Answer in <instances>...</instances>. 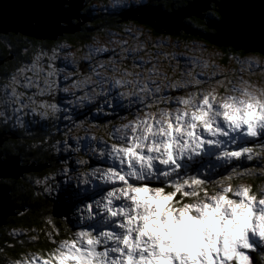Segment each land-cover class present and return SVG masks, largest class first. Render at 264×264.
<instances>
[{"label":"snow or ice","instance_id":"obj_1","mask_svg":"<svg viewBox=\"0 0 264 264\" xmlns=\"http://www.w3.org/2000/svg\"><path fill=\"white\" fill-rule=\"evenodd\" d=\"M118 4L124 15L139 13L157 31L179 19L146 7L144 0ZM236 7L237 13L222 12L214 24L216 39L242 44L258 31L264 43V0H241ZM29 8L28 23L38 29L64 31L60 21L76 14L72 0H32ZM126 33L132 44L94 42L80 57L59 43L40 45L30 60L16 57L14 69L0 79L4 130L27 132L31 125L55 123L61 116L73 120L76 108L94 107L97 114L105 108L129 110L118 125L109 123L110 143L86 130L73 137L78 145L88 141L87 159L80 157V147L70 148L67 133L61 140L48 132L40 145H31L56 155L75 152L81 169L76 183L91 184L94 195L71 204L75 228L61 233L53 225L45 232L47 249L23 252L11 264H264V184L239 183L264 180V87L243 78L217 79L214 71L207 76L181 72L179 78L161 73L154 57L163 54L148 51L140 29L134 37L132 30ZM163 46L151 43L152 48ZM196 48L206 51L202 45ZM23 55H29L27 48ZM172 59L179 67L176 54ZM192 63L194 68L210 66L198 56ZM253 63L247 61L249 69ZM87 123L81 120L76 127L84 130ZM92 157L104 166L92 167ZM60 163L37 180L44 193L59 191L57 174L70 179L68 159ZM13 235L30 236L21 246L38 240L35 234Z\"/></svg>","mask_w":264,"mask_h":264},{"label":"rangeland","instance_id":"obj_2","mask_svg":"<svg viewBox=\"0 0 264 264\" xmlns=\"http://www.w3.org/2000/svg\"><path fill=\"white\" fill-rule=\"evenodd\" d=\"M88 1V3H87ZM85 0V2H82V6L84 7L85 11L90 12L91 14H98L102 13L105 17H115L116 15H119L121 13H124L126 10L122 9L120 5L116 2V0ZM159 0H146L144 3L145 6H156L161 5L160 3H157ZM168 1V0H167ZM166 1V2H167ZM179 1V0H178ZM181 1V0H180ZM189 1V0H188ZM186 1L185 6L188 4ZM86 4V5H84ZM183 5H179V7H182ZM178 7V6H177ZM173 9L169 10V12H172ZM215 11V6H212L208 8L205 11H201V13L205 14L207 19H211L213 17L207 16L208 12ZM90 16V15H87ZM192 17H195L193 15L191 16H184L182 17L183 23H186V21ZM120 19L117 20L116 24L110 25V23L102 24L101 27H97V29L89 26L86 29L87 39L85 41H80L75 43H71L68 40V37L75 38V36L79 35L82 29V25L85 23L87 24L91 21L90 19L87 21H84V23L79 25V30H76L75 32H61V35H56V39H49V38H39L42 41H51V44H45L48 48H50L54 44H62L65 45L76 57H80L82 55H86L87 53V47L92 45L94 42H99L101 46H108V47H116L114 44H109V41H115V40H127L129 44H132L134 41L133 39L126 33V30L130 29L132 30L133 37L137 34L136 30L140 29L142 33H144L141 36V42H147V47L149 52H156L163 55H157L154 57V60L157 64V67L161 73H166L169 76L179 78V73L181 72H188L195 70L197 73L203 72L205 76H207L210 72L216 73L217 79H224V78H231L234 81L238 78H243L245 81H249L251 84L257 87H264V54L261 53H249L244 54L245 52L243 50H225L226 47H219L215 44L210 43L205 38L200 37L198 34H191L185 32L183 29L179 28L178 33H169V32H161L158 33L155 31L152 26L148 25L147 23H139L138 20L135 19H129V20H123L122 17H119ZM80 22H82V19H79ZM206 21V20H205ZM75 25V24H74ZM187 25V24H186ZM197 26V27H196ZM191 28L187 25V28L190 30L201 32L202 34H211L215 32L214 28H207L206 31L203 30L199 24ZM199 26V27H198ZM204 26V25H203ZM85 33V34H86ZM111 33H115V35H110ZM66 34V36H65ZM84 32L82 35H85ZM67 35H69L67 37ZM88 35H91V37H88ZM86 36V35H85ZM83 37V36H82ZM78 38V36H77ZM79 39V38H78ZM155 41L158 44L160 42H163V47H157L152 48L151 43ZM29 43L27 42V46ZM44 45V44H43ZM197 45H202L206 51H204L202 54L199 49L196 48ZM224 48V49H223ZM172 54H176L178 57V61L180 66L178 67L177 60L172 59ZM201 57V59L207 61L209 63V68H194L192 59L194 57ZM238 58L239 62L237 59ZM147 58V57H145ZM100 59H107L106 55H102ZM253 61V66L251 69H249L247 61ZM82 64L86 63V61H81ZM211 65H215V67H211ZM176 71H173V70ZM233 73L236 75L233 76ZM131 111L134 113L136 111L135 108L131 109ZM73 120H65L63 119V116L58 121H55V123L51 121H41L37 125L41 127V131L44 134V137L47 138L46 133L50 132L52 136L56 135L54 138H59L63 140L65 138V133L68 134V139L70 142V148L75 149L77 147H80V157L87 159L88 157L84 156V153L87 152V144L88 141L84 140L79 145L77 142L73 139V137L77 136H83L85 134V130L87 131L89 136H96L99 140L108 141V126L110 122H115L117 125L120 123V117L122 116H128L129 110L117 108L113 110L112 108H105L103 113L97 114L96 109L93 107L91 111H89L87 108L84 109H73ZM38 119V118H37ZM87 119L88 123L85 125L84 130L78 129L76 127L77 124L80 123L81 120ZM30 129V128H29ZM69 129L71 131L69 132ZM29 134L31 135L30 131ZM109 143L111 141H108ZM61 157L68 159L73 171L70 174V179L66 178L65 176L57 174V183L60 185L59 191H53L56 196H60L58 198H61L67 206H69V219L67 220L69 223H66V227H73L75 228V224L72 223V214L70 211V206L72 203H76L79 199H84L85 196H93L94 192L92 191L91 184L85 186L83 184L77 185L76 183V177L78 174V171H80V166L76 164L77 154L75 152L69 151L65 153L64 151H61ZM6 158V157H5ZM212 162H215V158H211ZM61 161V160H60ZM60 161L56 164V167L53 171H55L57 168L62 167ZM204 167L207 168L209 166V158L205 157L203 159ZM247 164L248 162L245 161ZM90 164L92 167H103L104 165L97 161L95 157H92L90 160ZM20 166V165H19ZM23 166V165H21ZM199 167V164L194 165V167ZM201 172L204 171V168L200 169ZM44 178H42L41 181H43ZM239 183H251L247 179L244 181H239ZM264 184V181L262 182ZM70 185V188H69ZM79 190L80 196H70L69 192L71 190ZM67 190V191H66ZM98 198V197H96ZM89 201L84 200V203L87 204ZM51 221V223L49 222ZM55 225L57 228L59 226L54 223L53 220H51L49 217L46 221V224L39 225L36 228H33L31 230H28L25 233L35 234L38 237V240L42 239L43 242V249L45 250L49 247V244L47 240H44L43 237L45 236V232L50 231ZM63 227V226H62ZM12 230V229H11ZM11 230L7 229L6 233L8 231L11 232ZM60 232L62 229H60ZM62 233V232H61ZM30 239V236L23 235V238L17 239L19 241L25 240L28 241ZM13 244L11 247L10 252H6L7 256H2V261L0 264H11V262L18 258V256L26 251L31 252H40L42 251L37 247L36 244H28L26 246H21L22 249L21 253H16L17 242L11 241ZM20 243V242H19Z\"/></svg>","mask_w":264,"mask_h":264},{"label":"trees","instance_id":"obj_3","mask_svg":"<svg viewBox=\"0 0 264 264\" xmlns=\"http://www.w3.org/2000/svg\"><path fill=\"white\" fill-rule=\"evenodd\" d=\"M87 1V0H86ZM92 2V0H89ZM159 0L162 7L166 10L172 9V4L174 7H179V5H184L188 0ZM88 2V1H87ZM81 13H85L87 18H90V22L82 25V29L79 33L78 38H70L67 35L68 40L71 43L78 42V40L85 41L87 39L86 29L91 26L95 29L101 27L102 24L110 23V25L116 24L117 20L120 19L119 15L115 17H105L102 13L91 14L85 11L83 8ZM207 16L217 18L219 15L215 11L207 13ZM186 24L191 28L199 24L204 31L207 30V25L205 19H200L198 17H192L186 21ZM204 25V26H203ZM198 26V27H199ZM197 27V26H196ZM192 29V28H191ZM86 35H82V33ZM66 36V34H65ZM83 36V37H82ZM91 37V35H88ZM27 42L29 45L27 46ZM51 44V41H42L41 39L23 34L21 32H6L0 33V79L3 78L5 73H10L14 69L16 64V57L22 59L30 60L32 50L40 45ZM46 46V45H45ZM29 50V55L24 57V49ZM224 49V48H223ZM225 50H234L232 47H226ZM11 53V55H10ZM4 129L0 128V131ZM5 131H11L14 136L5 140L0 145V152L10 157H17L20 161V165L38 167V169H33L29 171L22 172L18 178H1L0 184L6 186L10 191V198L15 205V210L13 214L6 217L5 222L0 224V263L2 261V256H7L6 252H10L11 247H9L11 241L17 242L16 253H21L20 241L17 239L23 238V235L14 236V232L25 233L28 230L36 228L39 225L46 224L48 217L56 223L62 233L65 231L66 221L69 219V206L61 199L60 196H56L54 192L50 195L43 192V184H37V180H42L46 175L53 172L56 164L61 160V153L58 155L51 152H45L43 150H37L31 147V145H40L41 139L45 138L41 127L39 125H31L30 129L26 132L23 129H8ZM29 131L31 135L29 134ZM54 135L53 137H55ZM248 180V179H247ZM255 185H261L264 180H248ZM63 226V227H62ZM7 229L11 230L6 233ZM46 240V237H43ZM34 244L37 245L39 249H43V242L37 240Z\"/></svg>","mask_w":264,"mask_h":264},{"label":"water","instance_id":"obj_4","mask_svg":"<svg viewBox=\"0 0 264 264\" xmlns=\"http://www.w3.org/2000/svg\"><path fill=\"white\" fill-rule=\"evenodd\" d=\"M68 0H64V3H67ZM82 2L85 0H72V3L76 5V14L72 15L68 20L60 21V28L66 29L64 31L53 30L49 28H36L35 25L28 23V14L30 12L29 5L32 3V0H0V33H6L10 31L21 32L23 34L34 36L37 38H49L56 39V35H61V32H75L79 30V25L88 21L90 18H87L86 14L81 13V10L84 8ZM241 0H189L187 5L182 7L172 6V12L166 10L162 5L156 6H147L152 9L158 10L159 13L165 14L167 17L178 16V22H173L169 24L167 28H162L160 31L156 32H169V33H178L179 28L183 29L187 33L199 34L200 37L205 38L210 43L215 44L219 47H232L236 50H243L244 54L249 53H261L264 54V43L259 39L258 31L252 34L245 42L238 44L236 42H228L224 40H218L217 29L214 24L218 23L222 18V12H229L235 14L239 11L236 7ZM88 3V2H87ZM86 5V4H84ZM217 5L215 7L216 12L218 13L217 18H209L201 11H205L208 8ZM195 16L200 19H205V23L208 28H214L215 32L211 34H202L201 32L190 30L187 28L186 23H183L182 17L184 16ZM120 16L123 20L135 19L138 22L145 23L144 17L139 13L135 16H126L124 13H121ZM82 19V22L79 19ZM75 24V25H74ZM150 25V24H148ZM151 26V25H150ZM14 134L11 131H0V145L10 137H13ZM3 157V154L0 152V179L1 178H18L22 172L38 169L34 165L30 166H21L20 161L17 157H10L9 155ZM20 165V166H19ZM15 205L11 201L10 191L6 186L0 184V224L5 222V219L8 215L13 214L15 210Z\"/></svg>","mask_w":264,"mask_h":264},{"label":"clouds","instance_id":"obj_5","mask_svg":"<svg viewBox=\"0 0 264 264\" xmlns=\"http://www.w3.org/2000/svg\"><path fill=\"white\" fill-rule=\"evenodd\" d=\"M117 3H121V4H137L138 0H116ZM146 2V0H144V3ZM161 119H163V117H161Z\"/></svg>","mask_w":264,"mask_h":264},{"label":"bare ground","instance_id":"obj_6","mask_svg":"<svg viewBox=\"0 0 264 264\" xmlns=\"http://www.w3.org/2000/svg\"><path fill=\"white\" fill-rule=\"evenodd\" d=\"M215 7H217V5H215ZM197 35H198V34H197ZM84 135H85V134H84ZM84 135H83V136H84ZM2 154H3V153H2ZM3 156H4V154H3Z\"/></svg>","mask_w":264,"mask_h":264}]
</instances>
